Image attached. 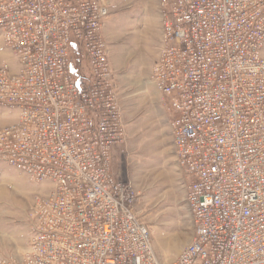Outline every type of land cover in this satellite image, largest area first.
I'll return each instance as SVG.
<instances>
[{"label": "built area", "instance_id": "built-area-1", "mask_svg": "<svg viewBox=\"0 0 264 264\" xmlns=\"http://www.w3.org/2000/svg\"><path fill=\"white\" fill-rule=\"evenodd\" d=\"M113 0H0V164L45 187L22 256L0 264H264V0H160L150 80L171 102L193 240L158 251L119 179L127 141L105 29ZM78 61H77V60Z\"/></svg>", "mask_w": 264, "mask_h": 264}, {"label": "rangeland", "instance_id": "rangeland-1", "mask_svg": "<svg viewBox=\"0 0 264 264\" xmlns=\"http://www.w3.org/2000/svg\"><path fill=\"white\" fill-rule=\"evenodd\" d=\"M156 3L113 0L105 36L119 79L127 128V141L113 153V169L119 179L132 180L136 185L137 210L149 224L158 251L174 254L177 251L170 247H179L180 252L193 240L196 223L187 203V173L179 166L173 146L172 105L150 81L151 67L160 50ZM12 59L0 41V65H11ZM9 115L0 110V126L15 121ZM42 187L0 164V256H22L26 252L30 212L46 190ZM177 238L183 240L181 246L176 245Z\"/></svg>", "mask_w": 264, "mask_h": 264}, {"label": "crops", "instance_id": "crops-1", "mask_svg": "<svg viewBox=\"0 0 264 264\" xmlns=\"http://www.w3.org/2000/svg\"><path fill=\"white\" fill-rule=\"evenodd\" d=\"M112 8H113V4H112ZM156 8H157V15H158V18H159V23H160V49H161V39H162V23H161V15H160V0H157V3H156ZM112 14V13H111ZM109 22L110 21H108V23H107V26H106V29H105V33H108V24H109ZM152 22V21H151ZM11 56L13 57V59H12V63H11V65L14 67V66H16V58L14 57V55L11 53ZM159 56H160V50H159V53H158V57H157V60L154 62V64L158 61V59H159ZM153 64V65H154ZM152 68V67H151ZM151 81V80H150ZM153 84H154V82L153 81H151ZM155 85V84H154ZM156 87V86H155ZM157 89V88H156ZM172 113V117H173V119H174V116H175V113L172 111L171 112ZM8 118L9 117H13V119L14 120H16V115H9V116H7ZM173 119H172V121H173ZM171 128H172V122H171ZM172 137H173V130H172ZM117 148V147H116ZM115 148V149H116ZM115 149H114V151H115ZM114 151H113V153H114ZM3 165V164H2ZM6 166V165H5ZM187 177H188V180H189V185H190V182H191V178L188 176V174H187ZM42 188H45V187H42Z\"/></svg>", "mask_w": 264, "mask_h": 264}, {"label": "bare ground", "instance_id": "bare-ground-1", "mask_svg": "<svg viewBox=\"0 0 264 264\" xmlns=\"http://www.w3.org/2000/svg\"><path fill=\"white\" fill-rule=\"evenodd\" d=\"M177 239H178V241H176L177 244H176V243H175V244H176L177 246H181L183 240H179V238H177ZM171 241H175V240L172 239ZM170 243H171V242H170ZM172 243H173V242H172ZM169 245H170V244H169ZM173 245H174V244H173ZM173 245H172V246H173ZM167 246H168V245H167ZM170 248H171L173 251L175 250V251H177V252H178L179 249H180L179 247H170Z\"/></svg>", "mask_w": 264, "mask_h": 264}]
</instances>
